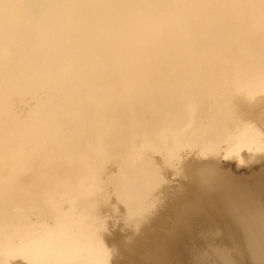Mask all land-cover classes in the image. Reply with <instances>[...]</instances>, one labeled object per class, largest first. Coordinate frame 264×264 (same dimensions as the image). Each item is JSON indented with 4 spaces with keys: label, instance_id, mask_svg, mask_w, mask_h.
I'll use <instances>...</instances> for the list:
<instances>
[{
    "label": "bare ground",
    "instance_id": "obj_1",
    "mask_svg": "<svg viewBox=\"0 0 264 264\" xmlns=\"http://www.w3.org/2000/svg\"><path fill=\"white\" fill-rule=\"evenodd\" d=\"M261 160L264 0H0V264H264Z\"/></svg>",
    "mask_w": 264,
    "mask_h": 264
},
{
    "label": "rangeland",
    "instance_id": "obj_2",
    "mask_svg": "<svg viewBox=\"0 0 264 264\" xmlns=\"http://www.w3.org/2000/svg\"><path fill=\"white\" fill-rule=\"evenodd\" d=\"M20 110V109H19ZM260 163V164H259ZM264 163V160H261V161H259L258 162V164H257V162L256 163H252V164H246L245 166L244 165H237V163L236 162H231V161H229V162H227V165H228V169L230 170V171H233V172H237V173H240V174H246V173H250V172H252L250 169L251 168H254V169H256V170H259V169H262V167H261V165ZM252 165H254V166H252ZM256 165V166H255ZM237 166V167H236ZM248 166V167H247ZM239 167V168H238ZM255 171V170H254Z\"/></svg>",
    "mask_w": 264,
    "mask_h": 264
}]
</instances>
